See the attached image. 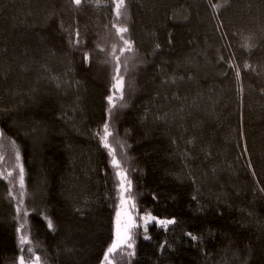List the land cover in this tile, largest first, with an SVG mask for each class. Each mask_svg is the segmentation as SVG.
<instances>
[{
    "label": "trees",
    "instance_id": "obj_1",
    "mask_svg": "<svg viewBox=\"0 0 264 264\" xmlns=\"http://www.w3.org/2000/svg\"><path fill=\"white\" fill-rule=\"evenodd\" d=\"M212 3L124 0L117 20L113 0H0V264L21 235L26 264H108L116 171L136 224L111 264H264V0ZM149 213L177 222L144 240Z\"/></svg>",
    "mask_w": 264,
    "mask_h": 264
},
{
    "label": "snow or ice",
    "instance_id": "obj_2",
    "mask_svg": "<svg viewBox=\"0 0 264 264\" xmlns=\"http://www.w3.org/2000/svg\"><path fill=\"white\" fill-rule=\"evenodd\" d=\"M70 2L76 6H80L82 3V0H70ZM113 3L115 4V11H116V16H117V20H119L120 18V9L124 6V0H113ZM209 4L212 8L217 9L219 7H221L220 5L217 4H213L212 0H209ZM112 27L116 29V35L120 38V40L123 41V45L124 47L120 48V53L121 55H123L124 52H132L133 51V42L126 38L123 34L128 32V28L127 27H119L116 23L112 24ZM76 37L77 39L74 41V43L76 45H78L80 43V34L79 31L76 32ZM159 47V45L157 46ZM247 47V46H246ZM100 51H104L103 48L100 49ZM116 51V43H113L112 46V52L115 53ZM115 68H114V72L115 75L113 76V85H112V89L114 91H121L122 90V84H123V76L121 75V59L120 56H115ZM235 57H233L234 59ZM89 54L88 53H84L83 55V61L85 63L89 62ZM106 63L108 61H105ZM124 66L125 68L127 67L126 61L124 62ZM229 68H233L234 65L229 62L228 64ZM249 67V65H245V69H247ZM235 72H236V77L239 79L241 76V70L239 67L235 68ZM227 75V73H226ZM108 102L111 104L112 103V97H108ZM112 136V132L109 131V125L108 123L104 124V134L101 137V143L104 149H109L108 154L111 156V165L117 169H119L120 164L118 163L116 157L114 155H112L111 150L109 148V144L107 142L108 137ZM15 159L17 161L16 167L19 169L18 172V177H19V185L21 189H24L25 187V168L22 164L19 163V161L21 160V153L19 151L16 152L15 154ZM9 175L11 176L12 173H9ZM116 177L119 178V188L121 190V202L122 203H127V201L124 199L123 193L130 191L131 190V180L128 179L127 175L125 173H122L120 171H116L115 173ZM125 181H127V186H125ZM262 191H264V189H262ZM153 199H157V197L154 195ZM193 199H195V197H193ZM17 212L20 213V207L17 208ZM29 213L27 211L23 212V216H28ZM120 213H117V216L119 217ZM47 219V218H46ZM141 220H143V225L142 227L144 228L145 233H147L148 231V225L149 224H154V226H156L157 228H161V229H168L169 225H173L175 224L177 221L175 220V218H159L151 213L143 215L140 217ZM48 223V228L52 231L55 230L53 222L49 219L47 221ZM120 222L119 220L117 221V228H116V232H115V239L112 241L111 246L108 247L107 251L104 254V260L108 261V264H111V261H109V255L113 252H115L118 248H121L122 246H125L127 249H133L134 248V244L131 242L133 240V235L131 234V229L134 227L133 224V217L129 214L128 215V222L126 224V226L124 227L123 230H121L120 226H119ZM136 226H140V225H136ZM24 227L23 224H21L20 227H18L16 229L17 233H21V229ZM186 235H188L190 237V239L192 241H197L199 238L192 234V233H186ZM144 240H149L151 239V237L147 234L144 235L143 237ZM27 238L23 235L20 236L19 239V251L21 253V255L19 256V264H26V257L23 254L25 251L31 253L32 249L28 248L27 250H25L24 245L27 244ZM165 245H161V247L163 248ZM129 256L134 255V252L129 251L128 252ZM41 262V257L39 255L35 256V260L33 262V264H40Z\"/></svg>",
    "mask_w": 264,
    "mask_h": 264
},
{
    "label": "rangeland",
    "instance_id": "obj_3",
    "mask_svg": "<svg viewBox=\"0 0 264 264\" xmlns=\"http://www.w3.org/2000/svg\"><path fill=\"white\" fill-rule=\"evenodd\" d=\"M121 195H122V193H121ZM124 199L127 201V203H122L121 199H119L118 206H117V209H116L115 221H114L113 240L115 239L117 221L119 220V222H120L119 226H120L121 230H123L124 227L126 226L127 222H128V215L130 214L133 217V214L131 213V210H130V204H129L128 200L125 197H124ZM117 213H120L119 217L117 216ZM143 215H146V214H140L138 216V222H137L142 228V238L144 237L145 234H147V233H145L144 228L142 227L143 220L140 219V217L143 216ZM133 224H134V226L136 224L135 220H134V217H133Z\"/></svg>",
    "mask_w": 264,
    "mask_h": 264
}]
</instances>
